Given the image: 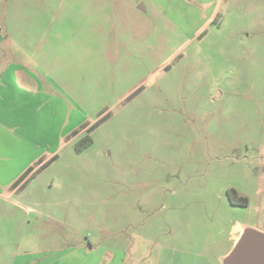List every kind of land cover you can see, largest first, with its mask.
<instances>
[{"label":"rangeland","instance_id":"obj_1","mask_svg":"<svg viewBox=\"0 0 264 264\" xmlns=\"http://www.w3.org/2000/svg\"><path fill=\"white\" fill-rule=\"evenodd\" d=\"M3 96L0 264H224L264 233V0H0Z\"/></svg>","mask_w":264,"mask_h":264},{"label":"water","instance_id":"obj_2","mask_svg":"<svg viewBox=\"0 0 264 264\" xmlns=\"http://www.w3.org/2000/svg\"><path fill=\"white\" fill-rule=\"evenodd\" d=\"M224 264H264V233L245 227Z\"/></svg>","mask_w":264,"mask_h":264},{"label":"crops","instance_id":"obj_3","mask_svg":"<svg viewBox=\"0 0 264 264\" xmlns=\"http://www.w3.org/2000/svg\"><path fill=\"white\" fill-rule=\"evenodd\" d=\"M139 7V9H143V6L142 5H139L138 6ZM212 13H213V9H212V11L210 12V16L212 15ZM17 72H18V69L17 70H15L14 71V75L16 76L17 75ZM24 76L26 75V74H23ZM31 78V77H30ZM29 77L26 79L27 81H29V84L30 83H32L33 84V82L31 81V79H30ZM16 79L18 80V77L16 76ZM20 81V80H19ZM14 82V81H13ZM20 83H21V85L23 84V86H25V88H29L30 86H32V85H27V83H25V82H23V81H20ZM14 90H16L17 88L16 87H12ZM29 89H32L33 90V92H35L37 89H38V86L35 84V86H34V84H33V86H32V88H29ZM0 100L2 101H5V99H4V96L3 97H0ZM2 101V102H3ZM17 186V185H16ZM13 191H15V188H13L11 191H10V194H9V196L13 193ZM16 192V191H15ZM8 196V197H9ZM2 198H7V196L5 195H2ZM241 225H239V224H237V226H235L234 228H233V230H232V234H233V237H234V239H236V237H235V233H237V228L238 227H240ZM237 227V228H236ZM13 252H11V254H12Z\"/></svg>","mask_w":264,"mask_h":264},{"label":"trees","instance_id":"obj_4","mask_svg":"<svg viewBox=\"0 0 264 264\" xmlns=\"http://www.w3.org/2000/svg\"><path fill=\"white\" fill-rule=\"evenodd\" d=\"M74 132H76V130H75ZM89 144H90V141H87V143L85 144V146H87V145H89ZM31 170H32V167H28V168L25 170L23 176H21V179L16 180L15 185L18 184L20 180H23V179H24V178H25V177L31 172ZM243 200L245 201L244 203L246 204V203H247V199H246L245 197H243ZM232 201H233V200H232Z\"/></svg>","mask_w":264,"mask_h":264}]
</instances>
